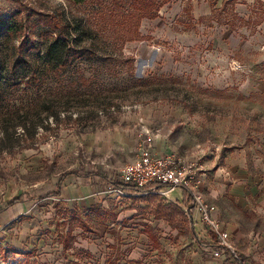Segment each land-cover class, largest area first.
Listing matches in <instances>:
<instances>
[{"label": "rangeland", "instance_id": "374dc122", "mask_svg": "<svg viewBox=\"0 0 264 264\" xmlns=\"http://www.w3.org/2000/svg\"><path fill=\"white\" fill-rule=\"evenodd\" d=\"M100 3L114 5L0 0V15L21 25L0 34L5 63L25 35L51 38L39 11L62 13L69 41L95 50L66 72L93 77L87 87L51 81L44 45L33 50L47 80L22 85L24 107L0 121V264H228L225 253L214 255L217 237L196 209L169 222L154 215L156 196L111 184L144 125L158 129L157 147L203 162L199 191L215 205L213 218L244 263L264 264V0H170L142 19L144 38L122 49L110 42ZM68 169L100 178L70 174L61 195L41 197ZM172 194L182 199V189Z\"/></svg>", "mask_w": 264, "mask_h": 264}, {"label": "trees", "instance_id": "16d2710c", "mask_svg": "<svg viewBox=\"0 0 264 264\" xmlns=\"http://www.w3.org/2000/svg\"><path fill=\"white\" fill-rule=\"evenodd\" d=\"M70 1L82 3L88 0ZM126 1H128V6L125 5V0L124 3H121V0H113L114 5L109 10L102 8L101 3L99 8L100 15L102 14V16H104L111 28L110 42L116 44L121 49L129 40L143 39L144 35L139 29L142 19L156 18L159 16L160 8L170 0ZM99 2H101V0H99ZM36 13L39 14L37 20L42 28H44V33L50 35L51 38L47 40V42L39 41L38 43L34 37L25 35L18 46L19 51L17 54L15 53L10 56L11 58L8 59V63H5V60L0 58V121L2 122H6L10 119V114L24 107V101L21 98L22 91H24L23 88H21L22 85L36 86V84H38L42 86L47 80L46 76L48 73L42 72V69H38V63L34 62L31 57V52L33 50L39 51L42 45H44V49L41 55V62L45 65H49L51 81L56 80L57 84H70L72 86L84 87L91 86L94 83V78L84 73H79L75 78L66 76L67 69L71 67L75 60H87L92 58L95 54L93 46L77 45L69 41V27L62 13L50 11H39ZM20 28L21 25H18L16 20L7 15H0V34L15 33L18 32ZM40 42L42 43L40 44ZM106 59L108 60L109 58ZM122 61L128 62L127 60ZM106 64L109 66L108 69L111 73L115 74L117 72L112 62L108 61ZM127 66L130 69V73H132L133 62H128ZM23 69H27V71L23 73ZM0 131V133H7V127L1 126ZM70 174L82 176L98 175V177H100V173L98 172L86 171L79 173L77 169H68L61 174L57 187L40 196H59L61 194V183ZM110 182L113 186L119 187L122 191L129 193L130 196H134L141 193L143 190L149 189V187L140 188L135 185L122 183L118 179L110 180ZM183 191V202L188 213H185L184 209L178 203L159 201L153 209L154 215L158 218L166 219L169 222L174 221L177 215L192 217L195 206L191 202L190 193L187 190ZM148 195L153 196V194ZM18 200L20 199L16 197L13 202H18ZM212 233L213 236H216L214 232ZM155 242L158 244L156 238ZM209 245L219 247L222 252L227 255L226 259L231 264H246L244 263L246 257L242 253L226 245H221L217 241ZM0 249H2L1 245ZM3 250L5 251L3 255L5 258H7V254L12 251L9 248ZM21 263L28 264L27 260H21ZM249 264H251V262H249Z\"/></svg>", "mask_w": 264, "mask_h": 264}, {"label": "built area", "instance_id": "2783aa9c", "mask_svg": "<svg viewBox=\"0 0 264 264\" xmlns=\"http://www.w3.org/2000/svg\"><path fill=\"white\" fill-rule=\"evenodd\" d=\"M138 132L137 146L132 160L120 168L118 180L122 183L140 188L149 187L140 194H155L167 201L174 200L173 191L177 188L190 193L195 209L202 215L204 221L212 226L217 242L230 248L229 232L223 230L213 218L215 205L209 204L199 191L201 182V164L193 156H179L170 151L155 150L154 136L149 126L144 125ZM117 191L119 187L113 186ZM214 255H220L222 250L215 246Z\"/></svg>", "mask_w": 264, "mask_h": 264}, {"label": "crops", "instance_id": "0c3cea01", "mask_svg": "<svg viewBox=\"0 0 264 264\" xmlns=\"http://www.w3.org/2000/svg\"><path fill=\"white\" fill-rule=\"evenodd\" d=\"M150 127V126H149ZM151 128V127H150ZM151 130H152V132L153 133H156V130H158V129H156V130H154V128H151ZM137 143V142H136ZM153 146H154V148H155V150H157V151H161V152H163V151H165L164 149H162V148H159V147H157V142H156V139H155V134H154V143H153ZM190 155V154H189ZM198 161H199V163L201 164V168H200V171L201 170H205L206 168L204 167V164H203V162H201L199 159H198ZM221 161H218V165L220 166V168L222 169H220L222 172H223V169H225L226 168V165H224V164H222V163H220ZM205 168V169H204ZM226 170V169H225ZM75 175V174H74ZM200 175H201V178H202V174L200 173ZM77 176H81V177H86V178H91V177H95V175H92V176H82V175H77ZM96 177L99 179L100 177H98V175H96ZM202 180V179H201ZM61 194H62V189H61ZM60 194V195H61ZM138 194H140V193H138ZM144 195V194H143ZM183 195V196H182ZM182 199H180L179 197H180V195L179 196H176V197H174V200H170V201H167V200H165L164 198H162V197H160V196H158V195H155V194H153V196H156V198H159L158 199V202L159 201H163V202H175V203H178V204H183L184 205V191H183V189H182ZM160 199H162V200H160ZM195 212V211H194ZM249 262H251V264L253 263H260V262H258V261H251L250 259H248V261H247V264H249ZM228 264H231L229 261H228ZM261 264V263H260Z\"/></svg>", "mask_w": 264, "mask_h": 264}]
</instances>
